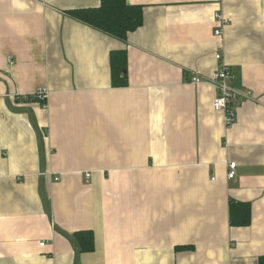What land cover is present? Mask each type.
<instances>
[{
  "label": "crops",
  "instance_id": "0c3cea01",
  "mask_svg": "<svg viewBox=\"0 0 264 264\" xmlns=\"http://www.w3.org/2000/svg\"><path fill=\"white\" fill-rule=\"evenodd\" d=\"M101 1L0 0V264H259L264 0H128L144 21L126 42L69 14ZM223 65L252 95L231 125L190 82ZM232 200L249 227L231 226Z\"/></svg>",
  "mask_w": 264,
  "mask_h": 264
},
{
  "label": "trees",
  "instance_id": "16d2710c",
  "mask_svg": "<svg viewBox=\"0 0 264 264\" xmlns=\"http://www.w3.org/2000/svg\"><path fill=\"white\" fill-rule=\"evenodd\" d=\"M69 14L75 19L92 26L110 36L126 42L131 33L137 31L144 21L143 8L131 5L128 0H102L98 8L74 10ZM112 75L116 87L127 86V52L112 53ZM252 223V206L249 203L230 202V224L236 228H246ZM74 241L82 252L94 250V234L82 231L74 235ZM259 264H264V257Z\"/></svg>",
  "mask_w": 264,
  "mask_h": 264
},
{
  "label": "built area",
  "instance_id": "2783aa9c",
  "mask_svg": "<svg viewBox=\"0 0 264 264\" xmlns=\"http://www.w3.org/2000/svg\"><path fill=\"white\" fill-rule=\"evenodd\" d=\"M217 22L223 26L226 24V21L221 17L217 16ZM217 36L222 35V30L219 29L216 31ZM222 59L221 55L217 56V60L220 61ZM11 61V59L9 60ZM232 80V75L229 71V68L225 65L221 66L212 76L211 79H201V78H193L190 82L192 84H203L207 83L213 86L217 92V97L214 101V109L217 112H224L226 115V122L228 125L234 123L235 116H236V108L238 106V101L240 98L249 99L252 95L250 92H246L242 94L236 88H234L230 81ZM46 91H40L36 94V98L44 101L47 99ZM236 163H231L229 165L230 170L228 172V179H233L236 176ZM58 181L59 179H55ZM41 246H44L42 244Z\"/></svg>",
  "mask_w": 264,
  "mask_h": 264
}]
</instances>
